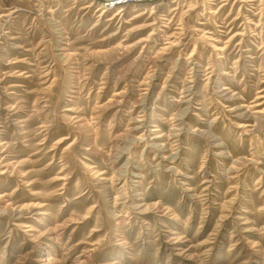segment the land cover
<instances>
[{
    "label": "rangeland",
    "instance_id": "obj_1",
    "mask_svg": "<svg viewBox=\"0 0 264 264\" xmlns=\"http://www.w3.org/2000/svg\"><path fill=\"white\" fill-rule=\"evenodd\" d=\"M0 0V264H264V0Z\"/></svg>",
    "mask_w": 264,
    "mask_h": 264
},
{
    "label": "built area",
    "instance_id": "obj_2",
    "mask_svg": "<svg viewBox=\"0 0 264 264\" xmlns=\"http://www.w3.org/2000/svg\"><path fill=\"white\" fill-rule=\"evenodd\" d=\"M144 0H111V2H106L105 5H109V4H124V5H133V4H137V3H141Z\"/></svg>",
    "mask_w": 264,
    "mask_h": 264
}]
</instances>
